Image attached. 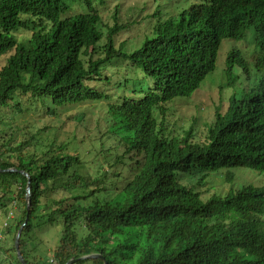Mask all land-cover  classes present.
<instances>
[{"label": "trees", "instance_id": "16d2710c", "mask_svg": "<svg viewBox=\"0 0 264 264\" xmlns=\"http://www.w3.org/2000/svg\"><path fill=\"white\" fill-rule=\"evenodd\" d=\"M104 1L0 0V168L27 172L31 186L27 211V178L0 173V217L14 210L1 231L0 264H21L14 237L24 222L25 264H65L91 252L107 264H264V178L234 184L240 170L264 177V0H196L152 22V36L129 52L115 44L127 25L113 17L105 34L100 29ZM251 27L257 83H239L235 66L250 79L251 65L230 50L219 86L230 94L204 136L168 128L159 119L166 104L190 97L214 70L222 40ZM24 28L29 38L18 41ZM135 75L139 87L129 89ZM92 101L104 103L107 118L84 156L54 134L45 142L49 125L27 121ZM107 158L115 171H91L94 159L102 168ZM215 175L224 184L203 190ZM42 223L59 231L46 253L34 239Z\"/></svg>", "mask_w": 264, "mask_h": 264}, {"label": "rangeland", "instance_id": "374dc122", "mask_svg": "<svg viewBox=\"0 0 264 264\" xmlns=\"http://www.w3.org/2000/svg\"><path fill=\"white\" fill-rule=\"evenodd\" d=\"M196 0H105L104 4L107 6L100 9L101 24H99L101 31L105 34L107 27L111 26L116 18V23L127 25V31L120 33L115 40L116 45L124 43V50L129 52L140 46L145 34L148 37L152 36L148 29L150 24L155 20H164L166 17H177L179 12L184 8H188ZM154 14V15H153ZM153 15V17H152ZM47 24V23H46ZM30 32L27 28L18 30L14 36L18 41H27ZM232 49L240 51L241 56L246 60V64L251 65V77L247 79V76L240 65L235 66V72L239 74V83L243 85L250 84L253 86L257 83V74L253 70V56L258 51V46L255 43L254 28L248 29L244 35L238 40L223 39L215 61L214 70L205 76V79L201 82L200 87L188 97H179L171 102L167 103V110L165 113L159 114V119H166L170 121L168 128L173 129L175 132L182 133L185 129L192 127L194 135L196 137H203L206 125L211 118H213L214 112L218 106L223 111L226 106V100L229 96V92L220 88V83L223 80L224 62L228 52ZM112 74L111 71H107V76L111 79L119 77L120 72ZM121 71V70H120ZM123 73V72H122ZM141 78L139 75H135L131 79H128L129 89L138 88ZM242 89V87L240 88ZM135 95V92H132ZM240 94V93H239ZM136 95H140L136 93ZM103 102H87L79 106L59 107L57 109L58 117H44L41 119L35 118L33 115L28 118L27 121L33 125L41 124L49 125L47 131L44 133V141L48 142L53 134L57 140H69L73 144L76 143L79 146V150H75L73 147L69 148V153L75 156L79 154L84 156L87 148L85 144L90 145L98 142V138L103 133V127L107 115L105 114V107ZM38 117V116H37ZM25 121V120H17ZM36 121V122H35ZM51 121V122H49ZM21 122L20 124H22ZM52 125V126H50ZM85 142V143H81ZM110 141L105 142V146H110ZM103 156H98V159L102 160ZM90 160L91 157H86ZM98 159H94L95 168L92 166V172L98 173L103 170L113 172L116 167L109 166L112 160L107 158V162L102 163V168L98 164ZM92 165V164H90ZM264 178L256 174L254 171L240 170L235 172L234 184H245L251 182L254 184H260ZM223 177L219 175L211 176L208 178V182L205 184L203 190L207 187H221L223 183ZM224 184V183H223ZM14 210L10 211L8 217L4 214L0 217V231L10 222L14 216ZM35 241L39 244L38 248L43 252H49L58 242V233L54 227H49L46 223H42L37 227ZM33 245V244H32Z\"/></svg>", "mask_w": 264, "mask_h": 264}, {"label": "water", "instance_id": "95a60500", "mask_svg": "<svg viewBox=\"0 0 264 264\" xmlns=\"http://www.w3.org/2000/svg\"><path fill=\"white\" fill-rule=\"evenodd\" d=\"M1 172H18L27 178L25 203H26V210L28 211L30 208V195H31V186H30L29 174L23 170L16 169L15 167L0 168V173ZM27 219H28V217L26 216L25 220H27ZM24 224H25V222L19 227V229L17 230L15 237H14V247L16 250V256H17L18 260L21 262V264H25V261L23 259V256L21 255V252L19 249V238H20V234L22 232V227L24 226ZM85 258H100L103 260V264H107V262L104 260V257H102V255H100L97 252H91L88 254L79 255L77 257H72L65 264H72L73 262H75L79 259H85Z\"/></svg>", "mask_w": 264, "mask_h": 264}, {"label": "built area", "instance_id": "2783aa9c", "mask_svg": "<svg viewBox=\"0 0 264 264\" xmlns=\"http://www.w3.org/2000/svg\"><path fill=\"white\" fill-rule=\"evenodd\" d=\"M0 238H1V231H0Z\"/></svg>", "mask_w": 264, "mask_h": 264}]
</instances>
